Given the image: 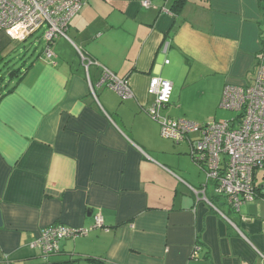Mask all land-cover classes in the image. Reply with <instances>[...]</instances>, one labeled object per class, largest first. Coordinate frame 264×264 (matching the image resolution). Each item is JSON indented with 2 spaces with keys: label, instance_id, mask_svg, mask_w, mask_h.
I'll list each match as a JSON object with an SVG mask.
<instances>
[{
  "label": "crops",
  "instance_id": "obj_1",
  "mask_svg": "<svg viewBox=\"0 0 264 264\" xmlns=\"http://www.w3.org/2000/svg\"><path fill=\"white\" fill-rule=\"evenodd\" d=\"M145 1L88 0L52 59L6 79L16 88L0 99V264H264V167L260 196L215 210L192 192L207 179L190 144L162 138L147 114L152 77L172 82L163 116L183 121L191 100L215 111L226 86L252 84L264 0ZM17 44L0 30V58ZM103 68L133 97L99 87ZM53 225L91 231L45 261L32 244Z\"/></svg>",
  "mask_w": 264,
  "mask_h": 264
},
{
  "label": "built area",
  "instance_id": "obj_2",
  "mask_svg": "<svg viewBox=\"0 0 264 264\" xmlns=\"http://www.w3.org/2000/svg\"><path fill=\"white\" fill-rule=\"evenodd\" d=\"M87 1L0 0V30L17 43H24L42 32L45 55L50 60L53 58L51 46L58 38L67 37L72 20ZM143 5L150 7L151 2L147 0ZM98 86L115 90L123 101L133 97L129 83L106 68H103ZM148 94L154 98V103L147 114L159 124L162 138L175 144L189 143L193 160L206 175L207 180L201 188L192 189L198 200H204L217 210L213 200L220 199L239 213L244 205L257 198L256 172L264 167L263 60L258 64L252 84L225 87L220 107L237 113L232 120H213L199 125L163 116L171 103L173 84L161 77L150 79ZM210 188L213 200L208 197ZM90 231L53 225L35 238L32 248L38 249L46 261L60 254L63 241L86 236ZM199 253L200 248L196 246L193 257H198Z\"/></svg>",
  "mask_w": 264,
  "mask_h": 264
},
{
  "label": "rangeland",
  "instance_id": "obj_3",
  "mask_svg": "<svg viewBox=\"0 0 264 264\" xmlns=\"http://www.w3.org/2000/svg\"><path fill=\"white\" fill-rule=\"evenodd\" d=\"M42 32L37 33L33 37H31L27 42L25 43H18L16 46V51L8 56L9 60H15L18 61L19 57L24 53L23 50L25 48H28V52L26 53L24 59L27 61L26 63V68H29L31 64L34 62H37L33 57L31 58L32 51L34 50V47L37 46L38 52H40L42 49L45 48V42L42 44H39V42H42ZM45 54V51H44ZM19 65H22V63H19ZM19 65H16L14 69L18 68ZM12 68V69H13ZM26 68H23L25 70ZM3 76H6V79L8 81V69L3 70ZM8 84V83H7ZM212 104L210 101H205L201 99H194L190 101L189 104V112H188V118L186 119L187 121L197 123L199 125H206L208 124L209 121H223V120H232L237 116V113L235 112H230L223 110L220 106L217 108V110H213ZM187 116V113H186ZM203 119V122H199L200 120ZM188 157V156H187ZM189 158V157H188ZM194 166V165H193ZM196 168V167H195ZM264 172H261L259 176V180L263 178ZM261 183V182H260ZM211 193V188L209 190V194Z\"/></svg>",
  "mask_w": 264,
  "mask_h": 264
},
{
  "label": "trees",
  "instance_id": "obj_4",
  "mask_svg": "<svg viewBox=\"0 0 264 264\" xmlns=\"http://www.w3.org/2000/svg\"><path fill=\"white\" fill-rule=\"evenodd\" d=\"M180 2H183L184 0H179ZM28 41V40H27ZM26 41V42H27ZM44 41L42 39V42H39V44H42ZM25 43V42H24ZM46 49V44H45V48L42 49L40 52H38V48L37 46L34 47V50L32 51V54H31V58L33 57L35 60H37V58L44 53ZM16 51V50H15ZM14 51V52H15ZM24 53L19 57L18 61H15V60H9L8 57L7 58H0V91H4V94H2V96L0 97V99L2 97H5L6 95L8 94H11L13 93V91L15 90L16 88V85L13 86L12 88L8 89V86L7 85H4L5 81H6V76L4 75L3 76V70H7L8 69V79H15L16 76H19L21 74V71H23L22 67L26 66V60L24 59L26 53L28 52V48H25V50H23ZM13 52V53H14ZM19 63H22V65H19ZM16 65H19L18 68L14 69ZM32 65V64H31ZM30 65V67H31ZM14 67V68H13ZM29 67V68H30ZM13 68V69H12ZM26 68V67H24ZM29 68H26L25 71L29 70ZM23 74V73H22ZM19 83V82H18ZM256 186V193H257V197L260 196V187H258L257 184H255ZM213 203L216 205V207L219 209V207L221 205H226L222 200L220 199H215L213 200Z\"/></svg>",
  "mask_w": 264,
  "mask_h": 264
},
{
  "label": "water",
  "instance_id": "obj_5",
  "mask_svg": "<svg viewBox=\"0 0 264 264\" xmlns=\"http://www.w3.org/2000/svg\"><path fill=\"white\" fill-rule=\"evenodd\" d=\"M0 226H1V215H0Z\"/></svg>",
  "mask_w": 264,
  "mask_h": 264
}]
</instances>
